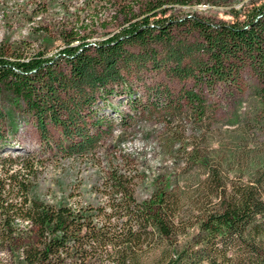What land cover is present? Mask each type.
Returning <instances> with one entry per match:
<instances>
[{
    "label": "trees",
    "instance_id": "16d2710c",
    "mask_svg": "<svg viewBox=\"0 0 264 264\" xmlns=\"http://www.w3.org/2000/svg\"><path fill=\"white\" fill-rule=\"evenodd\" d=\"M101 1L125 20L107 38L91 42L80 31L86 20L77 18L79 26L61 31L64 45L51 55L0 54V91L23 102L45 145L68 158L93 154L115 127L101 106L112 105L109 98L119 90L132 93L128 74L149 63L193 84L177 94L158 85V100L141 104L140 113L159 108L164 97L166 108L200 123L208 111L206 89L219 83L241 87L247 68L256 75L264 102V3L247 8L243 18L232 8L231 22H213L197 14L167 15L175 5L209 0ZM48 4L36 0L35 9L45 11ZM100 9L93 7V23ZM8 114L0 105V155L9 141ZM129 120L130 114H121L117 122ZM49 123L60 131L53 142ZM126 159L132 163L131 156ZM196 162L207 175L197 189L201 199L191 201L186 212L185 192L166 184L138 200L136 172L117 165L101 182V201L51 203L31 195L34 158L0 156V249L10 251L15 264H264L262 179L235 182L223 163Z\"/></svg>",
    "mask_w": 264,
    "mask_h": 264
},
{
    "label": "rangeland",
    "instance_id": "374dc122",
    "mask_svg": "<svg viewBox=\"0 0 264 264\" xmlns=\"http://www.w3.org/2000/svg\"><path fill=\"white\" fill-rule=\"evenodd\" d=\"M48 3L45 11H39L35 9L36 0H0V54H21L27 58L43 50L51 55L64 45L61 31L79 26L81 21L77 18L86 20V28L80 31L91 42L107 38L125 23L123 15L105 1L95 0L91 5L85 0H48ZM262 3L264 0H209L201 4L175 5L167 15L197 14L213 22H231L234 19L232 8L240 11L243 18L247 8ZM95 5L101 9L97 14L99 19L93 23ZM132 49L139 52L136 47ZM161 56L163 54L158 58ZM153 65L149 63L128 74L132 93L119 90L109 98L112 105L101 106L114 120L115 127L96 151L84 158H68L55 147L45 145L33 115L23 102H15L13 94L1 89L0 105L9 113L5 124L9 141L0 156L34 158L37 176L31 191L33 197L51 203H97L103 198L104 176L110 166L117 165L136 172L135 197L138 200L147 199L156 187L166 184L170 190L179 188L185 192L183 210L189 212L193 208L191 201L201 199L197 189L207 175L205 166L196 162L200 158L223 163L229 178L235 182L261 178L264 192V102L260 99L254 72L250 68L243 71L241 87L219 83L215 90L206 89L208 111L202 122L194 123L186 113L166 108L164 97L159 98V108L150 107L140 113L145 108L141 104L152 106L158 100L155 90L158 85L167 86L177 94L181 87L193 84L191 79L171 78L163 68ZM121 114H130L132 120L120 125L117 121ZM59 134L58 127L50 124L52 142ZM127 156L132 159L129 165ZM26 224L21 223V226ZM194 232L196 229L190 234ZM0 264H15L10 251L0 249Z\"/></svg>",
    "mask_w": 264,
    "mask_h": 264
}]
</instances>
